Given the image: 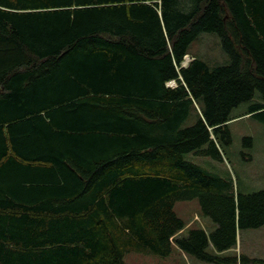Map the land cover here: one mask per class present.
<instances>
[{
  "label": "trees",
  "instance_id": "1",
  "mask_svg": "<svg viewBox=\"0 0 264 264\" xmlns=\"http://www.w3.org/2000/svg\"><path fill=\"white\" fill-rule=\"evenodd\" d=\"M202 34L226 62L184 66ZM244 103L264 123V0H0V264H264L234 250L264 188L190 158L223 160Z\"/></svg>",
  "mask_w": 264,
  "mask_h": 264
},
{
  "label": "rangeland",
  "instance_id": "2",
  "mask_svg": "<svg viewBox=\"0 0 264 264\" xmlns=\"http://www.w3.org/2000/svg\"><path fill=\"white\" fill-rule=\"evenodd\" d=\"M214 35V34H213ZM202 34L190 48L185 64L191 55H197L208 60L211 64L226 62V54L222 52L220 41L216 35ZM175 85V82H170ZM248 103L241 104L233 110L235 118L230 127L233 143L225 149L223 160L213 157L190 155V158L207 168L223 175H231L243 192H251L264 188V123L251 114H246ZM251 136L252 147L244 144V137ZM251 159H250V156ZM177 213L187 221L189 226H201L210 230L216 223L202 213L197 199L179 201L176 203ZM237 253H244L252 257L264 258V225L259 228L242 229L238 233V245L234 249ZM126 264H213L198 260L190 255L176 250L168 258L155 255H144L131 252L125 257Z\"/></svg>",
  "mask_w": 264,
  "mask_h": 264
},
{
  "label": "water",
  "instance_id": "3",
  "mask_svg": "<svg viewBox=\"0 0 264 264\" xmlns=\"http://www.w3.org/2000/svg\"><path fill=\"white\" fill-rule=\"evenodd\" d=\"M186 64L184 63V66H185Z\"/></svg>",
  "mask_w": 264,
  "mask_h": 264
}]
</instances>
